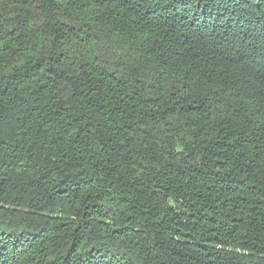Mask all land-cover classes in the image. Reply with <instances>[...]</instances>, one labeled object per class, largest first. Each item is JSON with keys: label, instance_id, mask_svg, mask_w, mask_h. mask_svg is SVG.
Instances as JSON below:
<instances>
[{"label": "trees", "instance_id": "obj_1", "mask_svg": "<svg viewBox=\"0 0 264 264\" xmlns=\"http://www.w3.org/2000/svg\"><path fill=\"white\" fill-rule=\"evenodd\" d=\"M0 264H264V0H0Z\"/></svg>", "mask_w": 264, "mask_h": 264}]
</instances>
